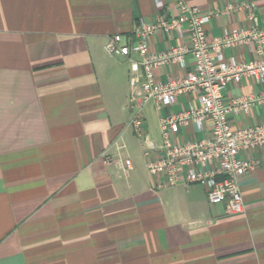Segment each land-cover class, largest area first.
Wrapping results in <instances>:
<instances>
[{
	"label": "crops",
	"instance_id": "obj_1",
	"mask_svg": "<svg viewBox=\"0 0 264 264\" xmlns=\"http://www.w3.org/2000/svg\"><path fill=\"white\" fill-rule=\"evenodd\" d=\"M163 1L0 0V264H264V150L246 154L258 166L241 177L246 209L236 215L211 203L204 185L157 187L148 171L127 106L130 62L105 43L115 33L128 41L142 17L175 14L179 0ZM184 1L249 2L264 28V0ZM246 23L244 13L220 15L207 31ZM169 42L177 43L155 35L152 48ZM227 53L251 57L243 47ZM183 74L175 65L156 71L163 82ZM261 89L245 78L224 99ZM192 98L180 95L163 113ZM229 119L234 128L261 122L264 104ZM160 134L149 136L161 143ZM181 134L201 136L194 125ZM120 157L132 160L127 172Z\"/></svg>",
	"mask_w": 264,
	"mask_h": 264
},
{
	"label": "built area",
	"instance_id": "obj_2",
	"mask_svg": "<svg viewBox=\"0 0 264 264\" xmlns=\"http://www.w3.org/2000/svg\"><path fill=\"white\" fill-rule=\"evenodd\" d=\"M156 3L160 8L165 4L163 0ZM238 13L245 14V25L226 26L221 35L209 36L207 25L213 18ZM155 35H165L177 43L169 42L166 49L157 51L152 48ZM239 47L251 54L250 59L227 53ZM105 48L130 62L127 106L134 131L145 142L147 168L157 187L202 184L211 203L225 202L230 215L245 212L240 180L258 166L257 159L246 154L264 150V119L234 128L229 113H249L254 104H264V28L256 7L246 1H230L222 8L203 9L179 0L175 14L142 17L128 41L123 42L120 33L108 35ZM171 65L184 74L171 76L166 82L159 80L157 69ZM245 78L260 84V93L225 101L229 83ZM182 94H193L188 105L163 113ZM149 101L160 114L161 143L153 142L147 130L144 106ZM189 125L201 136L185 139L181 127ZM118 163L125 172L132 168L128 157H120Z\"/></svg>",
	"mask_w": 264,
	"mask_h": 264
},
{
	"label": "rangeland",
	"instance_id": "obj_3",
	"mask_svg": "<svg viewBox=\"0 0 264 264\" xmlns=\"http://www.w3.org/2000/svg\"><path fill=\"white\" fill-rule=\"evenodd\" d=\"M144 114L146 117V124L148 126V132L154 138L160 139V128L158 124V115L155 111L154 104L149 101L144 106Z\"/></svg>",
	"mask_w": 264,
	"mask_h": 264
}]
</instances>
